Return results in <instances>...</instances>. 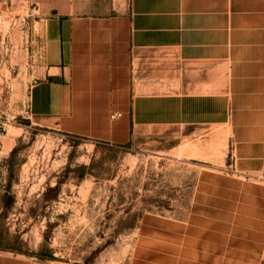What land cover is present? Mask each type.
<instances>
[{
    "label": "rangeland",
    "instance_id": "1",
    "mask_svg": "<svg viewBox=\"0 0 264 264\" xmlns=\"http://www.w3.org/2000/svg\"><path fill=\"white\" fill-rule=\"evenodd\" d=\"M40 30L28 0H0V252L66 264H264V176L240 172L236 144L219 159L216 131L199 158L191 130L118 147L28 116Z\"/></svg>",
    "mask_w": 264,
    "mask_h": 264
},
{
    "label": "crops",
    "instance_id": "2",
    "mask_svg": "<svg viewBox=\"0 0 264 264\" xmlns=\"http://www.w3.org/2000/svg\"><path fill=\"white\" fill-rule=\"evenodd\" d=\"M28 2L41 27L32 120L118 147L191 130L199 158L213 130L219 159L236 144L240 172L264 176V0ZM0 264L66 263L0 252Z\"/></svg>",
    "mask_w": 264,
    "mask_h": 264
},
{
    "label": "built area",
    "instance_id": "3",
    "mask_svg": "<svg viewBox=\"0 0 264 264\" xmlns=\"http://www.w3.org/2000/svg\"><path fill=\"white\" fill-rule=\"evenodd\" d=\"M6 127H7V122L0 120V154H1V149H2V137L6 133ZM1 155H0V164H1Z\"/></svg>",
    "mask_w": 264,
    "mask_h": 264
}]
</instances>
